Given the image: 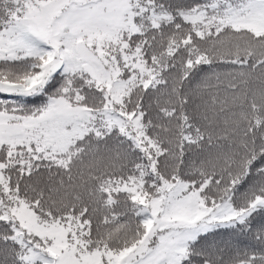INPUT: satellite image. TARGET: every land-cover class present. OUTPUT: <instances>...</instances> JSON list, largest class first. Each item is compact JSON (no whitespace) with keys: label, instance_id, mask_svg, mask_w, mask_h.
Returning <instances> with one entry per match:
<instances>
[{"label":"snow or ice","instance_id":"6c2138e0","mask_svg":"<svg viewBox=\"0 0 264 264\" xmlns=\"http://www.w3.org/2000/svg\"><path fill=\"white\" fill-rule=\"evenodd\" d=\"M0 264H264V0H0Z\"/></svg>","mask_w":264,"mask_h":264}]
</instances>
